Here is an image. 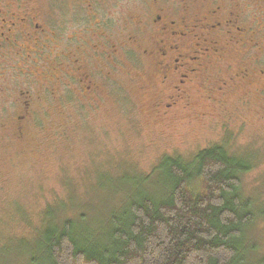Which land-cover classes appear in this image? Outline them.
Wrapping results in <instances>:
<instances>
[{
  "label": "rangeland",
  "instance_id": "rangeland-1",
  "mask_svg": "<svg viewBox=\"0 0 264 264\" xmlns=\"http://www.w3.org/2000/svg\"><path fill=\"white\" fill-rule=\"evenodd\" d=\"M168 1L179 4V0H163V3ZM230 1L197 0L191 4L196 11L221 2L228 6ZM133 5L134 0L129 8ZM248 9L247 18L255 14L264 16V5H248ZM126 18L123 16L119 24ZM133 26L132 23L123 25ZM124 44L131 45L127 41ZM133 59H136L135 64L125 58L106 62L107 76L95 72L97 66L91 61L92 87L98 86L103 91L98 100L102 104L96 109L81 111L83 107L79 108L74 98L78 86L73 79L9 86L13 91L11 98L19 88L37 92L41 100L37 99L36 105L48 108L32 116H22L20 121L14 113L16 106L4 99L6 95L0 94V127L4 126L0 130L1 217L4 212L20 207L23 214L26 212V218L38 224L42 209L55 198L75 199L78 209L86 212L93 192L96 193L93 198L98 200L91 204L99 209L95 216L98 222L99 216L107 210L110 212L126 189L133 190L121 181L123 176L139 178L141 172L149 175L163 155L188 159L199 150L218 143L224 144L233 154L251 158V171L241 176L243 191L252 194L258 193L259 187L264 190V101L255 94L247 100L243 91L231 89L218 98L219 102L216 99L215 103L208 104L205 90L195 89L189 111L159 116L153 106L161 95L158 74L134 69L141 65L142 59ZM45 85L56 90L39 89ZM3 87L5 85L0 90ZM80 99V102L86 100L83 94ZM241 99L246 102L241 103ZM5 106H9L7 112ZM131 167L142 171L133 173ZM159 175L143 185L156 190ZM14 218L17 223L23 221L21 216ZM245 236V245L252 238L261 246L255 257L263 260V219L253 230L248 228ZM256 258L252 260L254 263ZM248 261L250 263L249 258Z\"/></svg>",
  "mask_w": 264,
  "mask_h": 264
},
{
  "label": "flooded vegetation",
  "instance_id": "flooded-vegetation-1",
  "mask_svg": "<svg viewBox=\"0 0 264 264\" xmlns=\"http://www.w3.org/2000/svg\"><path fill=\"white\" fill-rule=\"evenodd\" d=\"M193 1L134 0L129 8L132 0H0V94L16 106L20 121L48 108L36 105L37 92L19 88L11 98L9 86L73 79L81 111L96 109L103 91L92 87L91 61L95 72L107 76L106 62L125 58L135 64L137 57L142 61L134 69L154 71L162 84L153 105L159 116L189 111L195 89L205 90L208 104L231 89L264 101V16L247 18L248 5L262 7L264 0L196 11ZM128 23L135 27H123Z\"/></svg>",
  "mask_w": 264,
  "mask_h": 264
},
{
  "label": "trees",
  "instance_id": "trees-1",
  "mask_svg": "<svg viewBox=\"0 0 264 264\" xmlns=\"http://www.w3.org/2000/svg\"><path fill=\"white\" fill-rule=\"evenodd\" d=\"M243 156L218 143L188 159L163 155L149 175L131 167L139 178L120 179L133 190L98 222L93 192L86 212L75 199L55 198L38 224L20 207L8 210L0 264H264L255 257L261 246L252 238L245 245L246 230L264 221V190L243 191L241 176L252 167ZM156 174L159 187L149 190L143 184Z\"/></svg>",
  "mask_w": 264,
  "mask_h": 264
}]
</instances>
